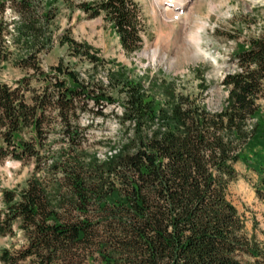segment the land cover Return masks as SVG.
<instances>
[{
	"label": "trees",
	"instance_id": "16d2710c",
	"mask_svg": "<svg viewBox=\"0 0 264 264\" xmlns=\"http://www.w3.org/2000/svg\"><path fill=\"white\" fill-rule=\"evenodd\" d=\"M76 0H0V64L28 75L0 81V162L34 166L20 191L3 190L0 236L21 234L4 249V264H264V244L249 235L229 198L243 161L259 174L264 201V32L238 45V69L224 76L228 99L212 112L164 80L147 86L124 70L109 84L84 78L61 60L43 68L57 43L94 65L88 42L53 27L58 3ZM75 7L103 16L127 53L139 51L144 28L134 0H92ZM35 82V84H33ZM123 95L119 140L103 158L94 122ZM93 119V120H94ZM107 142L111 144L110 140ZM263 154L251 162L249 149Z\"/></svg>",
	"mask_w": 264,
	"mask_h": 264
},
{
	"label": "rangeland",
	"instance_id": "374dc122",
	"mask_svg": "<svg viewBox=\"0 0 264 264\" xmlns=\"http://www.w3.org/2000/svg\"><path fill=\"white\" fill-rule=\"evenodd\" d=\"M84 1L92 0H76L74 7L59 2V16L53 27L57 36L68 31L76 41L88 42L98 50L95 55L101 59L100 64L94 65L85 57L73 56L68 45L61 47L57 43L43 56L45 70L63 60L84 78L108 85L110 75L121 69L130 79H141L147 86L151 79L173 84L177 92L190 95L212 112L221 110L228 99L222 80L226 74L238 69L233 59L234 51L238 45L264 32V0H188L191 8L185 9L184 15L191 14V25L186 39L180 37L182 28L179 24L175 31L170 26L161 30L160 22L153 17L152 0H134L144 25L143 43L139 51L127 53L112 25L103 16L89 19L84 11L75 7ZM174 19L178 21L179 15ZM27 75L12 62L0 64V81L3 83L14 84ZM113 95L120 102L105 105V118L96 116L94 119L92 113L81 116L84 125L94 122L90 129L91 142L104 141L96 145L101 158L119 140L116 115L120 114L123 95L119 89H115ZM256 154H263L261 148L249 149L245 157L258 163ZM33 169L31 164L11 159L0 162V207L2 191L22 190L31 179ZM236 169L239 178L230 186L229 198L244 219L246 232L249 235L255 233L264 244V201L258 199L254 187L259 182V174L251 164L246 165L243 161ZM22 243L19 233L15 237L0 236V253L4 249H18ZM0 264H4L1 259Z\"/></svg>",
	"mask_w": 264,
	"mask_h": 264
},
{
	"label": "bare ground",
	"instance_id": "6f19581e",
	"mask_svg": "<svg viewBox=\"0 0 264 264\" xmlns=\"http://www.w3.org/2000/svg\"><path fill=\"white\" fill-rule=\"evenodd\" d=\"M188 7L191 8L188 0H152L153 17L160 22L161 30L170 26L175 31V26L179 24L182 28L180 37L183 39L187 38L188 27L191 25V14L184 15ZM175 15H179L178 21L174 19ZM159 35L162 37L164 34L161 32Z\"/></svg>",
	"mask_w": 264,
	"mask_h": 264
}]
</instances>
